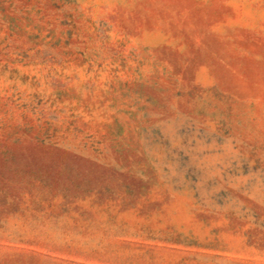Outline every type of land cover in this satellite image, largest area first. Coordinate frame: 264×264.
I'll use <instances>...</instances> for the list:
<instances>
[{
	"label": "rangeland",
	"instance_id": "374dc122",
	"mask_svg": "<svg viewBox=\"0 0 264 264\" xmlns=\"http://www.w3.org/2000/svg\"><path fill=\"white\" fill-rule=\"evenodd\" d=\"M0 264H264V0H0Z\"/></svg>",
	"mask_w": 264,
	"mask_h": 264
}]
</instances>
